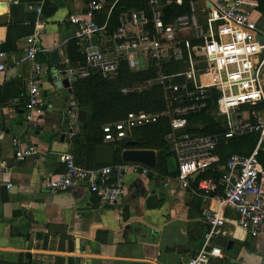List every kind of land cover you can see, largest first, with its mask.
<instances>
[{
    "label": "built area",
    "instance_id": "obj_1",
    "mask_svg": "<svg viewBox=\"0 0 264 264\" xmlns=\"http://www.w3.org/2000/svg\"><path fill=\"white\" fill-rule=\"evenodd\" d=\"M120 1L88 0L83 10L68 15L67 25L72 29L69 43L77 55L74 60L66 52L59 64L45 65L37 60L38 34L25 38L24 53L31 72L25 80L24 121L38 125L44 114L39 78L45 72L53 81H66L70 86L92 75L113 81L122 67L132 73L149 74L144 80L122 86L120 94L138 95L158 86L165 110L129 112L122 120L103 125L102 143L114 147L129 139L134 130L162 117L169 119L170 132L163 141L177 170L164 178L163 187L170 182L178 190L196 187L207 224L201 247L184 264H209L211 258L222 257L212 242L223 235L229 219L227 211L251 238L264 235V171L257 158L264 146V43L259 40L264 33L256 27V5L252 0H215L201 24L193 2L188 14L166 22L163 11L173 0H146L145 10L119 9L115 14ZM11 2L0 0V6ZM29 8L37 16L35 25L43 26L41 5ZM4 58L5 53L0 52V75L6 70ZM215 104L217 116L223 117L225 124L222 133L203 136L184 131L191 117L209 112ZM243 108L249 113L237 114ZM75 111H67L74 121L78 117ZM252 133L258 134V140L250 154L230 155L216 180H197L199 164L210 160L220 139L227 142ZM11 146L18 162L36 153L32 145L16 138ZM61 162L62 171L42 181L49 192L63 193L85 186L97 196L101 208L115 205L124 194L126 163L79 166L71 154H64ZM141 173L148 174V169L143 168Z\"/></svg>",
    "mask_w": 264,
    "mask_h": 264
},
{
    "label": "crops",
    "instance_id": "obj_2",
    "mask_svg": "<svg viewBox=\"0 0 264 264\" xmlns=\"http://www.w3.org/2000/svg\"><path fill=\"white\" fill-rule=\"evenodd\" d=\"M87 1L12 0L0 6V52L5 53L6 65L0 75V264H75L76 259L80 264H184L204 241L207 224L202 200L196 187L178 190L174 182L163 187L164 178L175 173H168L166 163L165 173L155 170L156 151L152 150L155 168L126 163L124 194L112 206L101 208L97 196L85 186L63 193L42 186L43 180L62 171L64 154H71L79 166H100L87 141L92 137L86 132L90 109L76 106L70 85L65 88L53 81L49 72L41 74L45 109L39 124H27L23 110L25 80L31 72L25 38L37 33V60L48 66L59 64L72 33L67 17L83 10ZM214 1L193 2L201 24ZM252 1L256 27L264 25V0ZM38 5L43 26L35 25L37 16L29 8ZM257 29L264 33V26ZM69 108L77 109L75 121L67 114ZM242 111L249 113L247 108ZM202 127L199 123L195 128ZM13 138L32 145L35 155L16 161ZM139 138L135 134L114 144L113 164L125 163L123 150H141L135 145L119 150ZM224 162L217 160L208 170L219 176ZM143 168L148 174L141 173ZM226 215L223 235L212 242L222 257L211 258L209 264H264V235L251 238L236 225L231 212Z\"/></svg>",
    "mask_w": 264,
    "mask_h": 264
},
{
    "label": "trees",
    "instance_id": "obj_3",
    "mask_svg": "<svg viewBox=\"0 0 264 264\" xmlns=\"http://www.w3.org/2000/svg\"><path fill=\"white\" fill-rule=\"evenodd\" d=\"M180 1V5L172 3L164 8L163 12L166 22L171 21L177 16L188 14L190 12V3L197 0ZM119 9L145 10L146 0H121L115 14ZM263 26V24L257 23L258 28L261 29ZM67 50L70 59L74 60L77 55L74 54L75 50L72 43H69ZM147 75L149 74L132 73L122 67L118 72L117 78L113 81H106L99 75H92L88 79L76 80L71 84L70 90L72 99L76 103V106L78 108L90 109L91 112V118L86 125V132H90L92 135V137L87 138L92 150L102 145L101 127L104 124L122 120L129 112L143 111L146 113H159L165 110L166 104L163 99V93L158 86L153 87L148 92L138 95L132 94L124 97L120 94V88L122 86L137 80H144L147 78ZM199 123L203 126L201 129H197L193 126ZM184 131L191 134L206 136L220 134L224 131V128L221 126L220 122L214 121L213 118L208 115V112H203L200 115L191 117L189 119V126H187ZM169 132V119L166 117H162L158 119L156 123L138 128L132 132V135L140 134V138L136 140L135 143L136 149L154 150L157 152V165L155 170L159 173H165V160L171 157V153L168 151L163 141V138ZM257 140V133L234 137L227 142L220 139L218 147L210 160L199 164L201 172L197 176V180L208 178L218 179V175L211 174V171L208 170L212 164L216 163L217 160L222 161L225 158L227 159V157L232 154L247 156L256 147ZM120 147L119 150L128 148L127 143L122 144ZM262 148H264V146L258 151L257 158L264 170V150H262ZM202 164L203 168H201Z\"/></svg>",
    "mask_w": 264,
    "mask_h": 264
},
{
    "label": "water",
    "instance_id": "obj_4",
    "mask_svg": "<svg viewBox=\"0 0 264 264\" xmlns=\"http://www.w3.org/2000/svg\"><path fill=\"white\" fill-rule=\"evenodd\" d=\"M260 41L264 42V37H259ZM65 88L69 86L68 82L63 81L61 83ZM83 115L82 112L79 115ZM135 143H127V146H134ZM114 147L109 145H101L95 149V163L97 165H110L114 162ZM121 160L125 163H134L148 168H155L156 165V155L152 150H123L121 152ZM166 168L168 173L173 174L176 172V162L174 157H169L165 160ZM82 263V262H81ZM75 264H80V260L76 259Z\"/></svg>",
    "mask_w": 264,
    "mask_h": 264
},
{
    "label": "rangeland",
    "instance_id": "obj_5",
    "mask_svg": "<svg viewBox=\"0 0 264 264\" xmlns=\"http://www.w3.org/2000/svg\"><path fill=\"white\" fill-rule=\"evenodd\" d=\"M207 15V14H206ZM206 15H205V17H206ZM204 17V18H205ZM237 114H241V115H243V111H241V110H239L238 112H237ZM208 115H210V116H212L213 118H215L216 119V121H218V122H220V124H221V126H225V124L224 123H222L224 120H223V117H221V116H217V104H215L212 108H211V110L208 112ZM198 124H195V125H193V126H197ZM224 161H226V158L223 160V162ZM201 168H203V164L201 165Z\"/></svg>",
    "mask_w": 264,
    "mask_h": 264
}]
</instances>
